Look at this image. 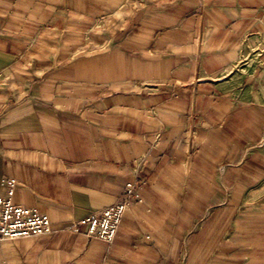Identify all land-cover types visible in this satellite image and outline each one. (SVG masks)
<instances>
[{"label": "crops", "instance_id": "0c3cea01", "mask_svg": "<svg viewBox=\"0 0 264 264\" xmlns=\"http://www.w3.org/2000/svg\"><path fill=\"white\" fill-rule=\"evenodd\" d=\"M9 180L51 232L0 264H264V0H0Z\"/></svg>", "mask_w": 264, "mask_h": 264}, {"label": "built area", "instance_id": "2783aa9c", "mask_svg": "<svg viewBox=\"0 0 264 264\" xmlns=\"http://www.w3.org/2000/svg\"><path fill=\"white\" fill-rule=\"evenodd\" d=\"M7 185L8 190L0 196V241L50 233L48 217L14 203L12 201L14 181H7ZM137 196L136 182H128L115 203L73 221L69 229L79 232L81 227H84L86 236L110 243L117 233L127 207Z\"/></svg>", "mask_w": 264, "mask_h": 264}]
</instances>
